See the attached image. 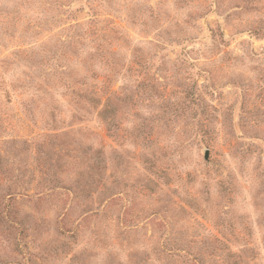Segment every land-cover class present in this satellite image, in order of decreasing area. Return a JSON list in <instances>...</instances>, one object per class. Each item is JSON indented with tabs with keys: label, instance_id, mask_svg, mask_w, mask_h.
Instances as JSON below:
<instances>
[{
	"label": "rangeland",
	"instance_id": "1",
	"mask_svg": "<svg viewBox=\"0 0 264 264\" xmlns=\"http://www.w3.org/2000/svg\"><path fill=\"white\" fill-rule=\"evenodd\" d=\"M0 264H264V0H0Z\"/></svg>",
	"mask_w": 264,
	"mask_h": 264
},
{
	"label": "water",
	"instance_id": "2",
	"mask_svg": "<svg viewBox=\"0 0 264 264\" xmlns=\"http://www.w3.org/2000/svg\"><path fill=\"white\" fill-rule=\"evenodd\" d=\"M205 157L207 158V152L205 153Z\"/></svg>",
	"mask_w": 264,
	"mask_h": 264
}]
</instances>
